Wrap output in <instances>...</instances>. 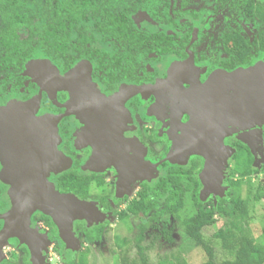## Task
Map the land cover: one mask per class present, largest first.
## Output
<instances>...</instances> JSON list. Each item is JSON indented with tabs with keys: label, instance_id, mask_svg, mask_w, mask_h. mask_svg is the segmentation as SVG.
<instances>
[{
	"label": "flooded vegetation",
	"instance_id": "flooded-vegetation-1",
	"mask_svg": "<svg viewBox=\"0 0 264 264\" xmlns=\"http://www.w3.org/2000/svg\"><path fill=\"white\" fill-rule=\"evenodd\" d=\"M169 1V13L176 24L169 23L166 16L154 18L145 10L133 14L146 13L151 23L158 24V29H142L135 15L132 14V18L139 29L151 34L171 35L183 43V47L174 46L175 49L167 53L151 52L135 64L132 74L130 68L128 73L116 72L115 64L107 68V61L103 65L99 57H78L75 50H70L76 56L70 64L64 59L60 64L41 51H36L21 65L0 62V107L34 101L32 115L41 119L27 124L35 135L29 136L22 146L5 147V143H0V235L12 220L15 221V227L0 239V264H51L52 254H62L63 249H67V241L52 214L58 215L59 209L63 211V196L74 195L93 202L109 217L121 206L120 199L138 203L140 198V203H145L147 196L154 198L149 187L160 182L168 181L173 190L181 194L180 186L184 180L197 184L199 179L202 192L201 173L211 154L213 141L209 133L212 128L197 123L193 109L201 107L200 101L208 89V78L215 72H223L229 83L236 71L254 69L261 73V66L264 69V14H261L264 0L263 3L257 0H212L220 4L218 9L208 8L206 4L198 9L187 7L190 0H179L177 8L174 0ZM228 7L231 13L223 14L227 29L212 31L210 28L218 27L214 18L219 16L215 15L216 11ZM207 16L212 17L210 21L204 19ZM197 22L205 24L200 28ZM100 41L102 46H97L96 38L94 49L115 55L116 49L111 41L102 40V36ZM43 57L57 65L62 73L83 59L92 62V79L106 96V106L111 114L106 123H99L104 135L107 134V153L105 148L96 151L88 139L78 137V132L87 130L86 118L76 115L74 109L66 105L70 99L68 90L60 89L51 95L39 79H34L41 74L38 70L35 76L26 73L28 60ZM220 78L224 81L223 77ZM220 85L226 87L225 82ZM197 90L202 94L199 99L196 98ZM220 96L225 102L230 100L224 110L212 112L220 124L224 115L235 118L231 112L234 107L242 112L246 108L233 89L221 92ZM262 105L261 111L264 112V102ZM0 124V130H7V124ZM54 130L58 133L57 151L48 149L50 159L38 165L44 200L40 203L35 200L34 204L28 189L32 186L23 181L31 179L30 169L43 155L38 140ZM223 144L235 150L228 162L237 157L239 166L249 163L253 167L263 166L264 121L225 135ZM186 161L187 164H181ZM139 169H151L153 174L150 178L140 177ZM228 175L226 170L224 185ZM164 188L160 187V199L172 195L169 188ZM133 209L130 204L120 208L119 217L133 212ZM139 216H143L142 211ZM105 221L96 223L93 220L90 225L87 219H74L73 242L80 237L82 229L105 224Z\"/></svg>",
	"mask_w": 264,
	"mask_h": 264
},
{
	"label": "rangeland",
	"instance_id": "rangeland-1",
	"mask_svg": "<svg viewBox=\"0 0 264 264\" xmlns=\"http://www.w3.org/2000/svg\"><path fill=\"white\" fill-rule=\"evenodd\" d=\"M174 1L175 7L178 8L179 0ZM257 1L263 3V0ZM41 2L42 0H40L39 5L30 2L29 7L32 10L39 9L41 8ZM135 2L136 0H118L115 9L119 11L125 8H131ZM203 4H206L208 8L212 9H218L220 7V4H216L212 0H190L187 7L198 9L201 8ZM228 9L230 8H225V10L221 12L216 11L215 15L219 16H215L214 18L215 20L217 19L218 27L208 28L212 31L224 28L227 29L223 14H230L231 12ZM258 9L257 7L256 10L258 11ZM261 14H264L263 5ZM133 15H135L134 18H136L142 29L143 27L149 30L159 28L158 24L151 23L146 13ZM211 18L212 17L207 16L204 19L210 21ZM204 24L205 23L197 22L200 28H202ZM87 25L88 31L93 32L94 20L90 19ZM21 32L24 34L25 28H21ZM73 36L75 37L76 34H73ZM95 36L97 38L96 45L102 46L100 41L101 36L96 33ZM38 53L41 54L40 52ZM92 67V62L83 59L73 66L72 69L62 73L57 65L48 58L43 57L28 60L26 64V73L35 76L38 70L41 73L39 74V78H33L35 80L39 79L45 90L51 93V95H53L52 93L55 94V91L60 89H66L70 92V99L66 105L73 108L76 115L86 118L84 122H86L87 130H83L82 133L78 132V137L79 135L85 137L88 139L90 145L94 146L96 151H101L102 148H108L109 146L107 134L104 135V131L101 129L99 123H106L110 119L111 114L106 106V96L92 79ZM40 70H42V72ZM220 76L224 78V81ZM225 76L226 75L220 71L215 72V74H212L211 77L208 78V89H206L205 95L200 101L202 105L201 107L193 109V111H195L194 116L196 117L195 120L197 123L199 122L205 127L212 128V134L217 138H224L225 135L239 132L246 127H252L258 121L261 123L264 121V112L261 111L264 102V69L262 66L261 73L254 69L249 72L236 71L229 83L226 82ZM211 78L212 81L210 82ZM233 81H236L235 84H232ZM216 82L218 84H216ZM224 82L228 88L220 85V83L224 84ZM218 87H220V89H218ZM231 89L235 91L236 95H239V100L244 102L246 108L242 112V110H237L236 107H234V110H231V112L235 118H228L224 115L220 124L215 120L216 118L212 116L215 114H212V112H215L217 109L224 110L225 106L229 104L230 100L228 99L225 102L220 99V95L221 92L224 91L225 93L226 90L230 91ZM196 93H198L196 98L199 99L202 94L198 90ZM54 96L52 97L55 98ZM35 105L34 101H30L25 104L11 103L6 107H0V123H2V126L4 123L7 124V130H0V143H5V147L13 145L18 147L22 146L23 142L27 140L29 136L35 135L32 133V129L27 125L28 123H37L41 120L32 115ZM45 134L46 135L42 137V139L40 138L38 140L43 155L38 162L33 163L30 169V175H32V177L29 175L31 179L23 181L25 185L32 186L28 187V189L30 190L29 197L33 198L31 203L34 204L44 200V192L40 191L42 175L38 166L39 162H45V160L50 159L48 149L52 150V152L57 151V146L55 144L58 142V133L54 130L53 132H46ZM238 138L241 139L242 136L238 134ZM44 142H47L49 145L46 146ZM105 151L107 153L109 149ZM199 153L203 156L206 155L205 152ZM234 153L235 150L233 149L231 156ZM236 158L232 159L231 162H228L226 165V170L227 172L229 171V175L227 178L225 176L226 183L225 185L222 184L223 187L221 190L212 191L208 196L202 197L199 190L201 186L198 182L194 184V182L184 180L180 186L182 200L174 206L173 213L170 212L162 215L157 222L152 221L150 215L144 217L143 221L147 224V228L142 242L143 248L146 251L145 253L149 256L151 264H164L167 259L170 257L172 258L173 255L180 254L185 256L190 264H203L208 260L207 252L203 248L195 245L194 241L186 234L183 227V220L196 215L201 209L214 220L213 223L207 224L202 228V236L206 242L214 247L215 264H224L226 260L232 259L230 253L223 248L222 240L216 237V232L220 229L238 225L237 228H235L238 231L241 226H244L258 242L264 243V196L259 199L256 197L260 194H264V165L255 167L256 169L253 170L251 175H242L234 171V168L240 165V163L236 161L239 158ZM187 163L186 161L181 164ZM138 172L140 177L148 176L150 178V175L153 174L151 169L145 171L139 169ZM238 196L249 202L250 218L245 225H241L240 221H236L239 220L237 215H231L218 207V201L224 198L227 202L225 207L230 208L232 201ZM120 198H122V196ZM139 200L140 198L138 199V204L137 202L130 203V201H123L120 199L121 206L117 208L124 209L130 204L137 211L136 214L134 212H129L123 218L121 216L119 217V209L111 213L109 217H106V215L98 209L102 218L96 221V223H102L107 218L103 225L109 229L108 235L98 241L90 242L85 238L84 234L81 233L73 246H67V249H63L64 253L52 254L54 258L51 264H71V262L77 264V262H80L84 257H86L87 264H121L120 254H125V251L126 253L128 252L130 258H133L137 254V247L135 244L140 231L138 226L140 219L138 216L141 214L144 204L147 203L148 200H151V197L147 196L145 203H140L141 200ZM199 203L202 204V208H200ZM111 224L112 226H109ZM164 229L171 233V239L168 240L164 237Z\"/></svg>",
	"mask_w": 264,
	"mask_h": 264
},
{
	"label": "trees",
	"instance_id": "trees-1",
	"mask_svg": "<svg viewBox=\"0 0 264 264\" xmlns=\"http://www.w3.org/2000/svg\"><path fill=\"white\" fill-rule=\"evenodd\" d=\"M118 0H42L41 8L32 10L30 2L39 5L40 0H0V62L23 64L36 51H41L50 56L56 62L63 63L62 59L70 64L76 59L70 50H75L78 57L97 58L107 68L115 64V71L128 73L132 71L143 57L151 52L167 53L183 43L177 41L171 35L163 33H149L139 29L132 18V14L139 10L149 12L154 18L166 16L171 24H176L169 13V0H137L131 8L117 11ZM236 1V0H235ZM160 9H162L160 11ZM185 11L184 13H187ZM177 15V11H174ZM94 20L93 32L88 31L87 23ZM21 28H25L22 34ZM95 33L102 36V40L111 41L115 47V55L110 52L94 49L96 41ZM73 34H76L75 38ZM189 41V38L186 40ZM148 43V44H147ZM175 46V48H174ZM111 56V57H110ZM64 65V64H63ZM66 66V65H65ZM256 168L251 163L244 167L236 166L235 172L251 174ZM200 185V180L198 179ZM169 188L171 196L160 199V187ZM154 198L148 200L141 210L143 216H149L152 221L166 213H173L174 206L182 200L181 194L169 184L168 181L157 183L149 187ZM264 194L256 196L258 199ZM226 200L221 198L218 207L238 216L241 225H245L249 218V202L238 196L230 208L225 207ZM141 205V204H140ZM200 208L202 204L199 203ZM135 214L137 211L132 210ZM140 218L139 235L135 246L137 254L130 258L128 252L120 254L121 264H151L149 256L143 248L147 224ZM125 217V214L121 216ZM214 220L202 209L196 215L183 220L186 234L194 241L195 245L203 248L208 254V260L203 264H215L214 247L206 242L202 236V228L213 223ZM238 224V223H237ZM232 225L216 232V237L222 240L223 248L230 253L232 259L224 264H264V243L258 242L254 236L241 226ZM109 229L103 224L82 229L85 238L90 241H98L108 235ZM164 237L171 239V233L163 230ZM115 253V252H114ZM84 257L77 264H87ZM71 264H76L71 262ZM164 264H190L183 255H173Z\"/></svg>",
	"mask_w": 264,
	"mask_h": 264
},
{
	"label": "water",
	"instance_id": "water-1",
	"mask_svg": "<svg viewBox=\"0 0 264 264\" xmlns=\"http://www.w3.org/2000/svg\"><path fill=\"white\" fill-rule=\"evenodd\" d=\"M209 135L213 143L211 145L212 149L207 160V165L201 174L204 184L203 190L201 192L202 197L208 196L212 191H218L222 189L223 177L226 172L228 158L231 156L233 151L231 147L224 146L222 137L217 138L211 132ZM63 198V211L59 209L58 215L55 213L52 214L55 221L60 226L61 235L67 241V246H73V220L78 218L87 219L90 222L89 224H91L93 223V220H100L102 215L93 202L81 200L74 195L63 196ZM62 215L64 216L63 220H61ZM14 227L15 221L12 220L5 231L0 235V239L5 238L7 232H10Z\"/></svg>",
	"mask_w": 264,
	"mask_h": 264
}]
</instances>
